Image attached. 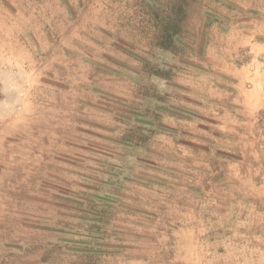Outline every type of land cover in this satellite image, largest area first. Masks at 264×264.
<instances>
[{
  "label": "rangeland",
  "instance_id": "1",
  "mask_svg": "<svg viewBox=\"0 0 264 264\" xmlns=\"http://www.w3.org/2000/svg\"><path fill=\"white\" fill-rule=\"evenodd\" d=\"M242 1L0 0V264H264V213L202 202Z\"/></svg>",
  "mask_w": 264,
  "mask_h": 264
},
{
  "label": "crops",
  "instance_id": "2",
  "mask_svg": "<svg viewBox=\"0 0 264 264\" xmlns=\"http://www.w3.org/2000/svg\"><path fill=\"white\" fill-rule=\"evenodd\" d=\"M242 2H237L241 8L234 18L220 17L230 37L227 57L233 60L225 74L226 91L219 95L226 110L220 125L226 136L220 159L231 170L221 173V179L234 185L227 182L216 195L204 194L202 202L227 210L235 205L241 212L260 214L264 213V0ZM199 194L188 191L182 197L193 203Z\"/></svg>",
  "mask_w": 264,
  "mask_h": 264
}]
</instances>
